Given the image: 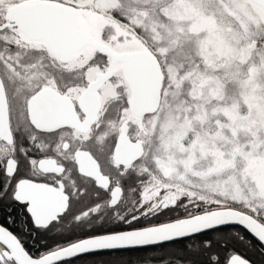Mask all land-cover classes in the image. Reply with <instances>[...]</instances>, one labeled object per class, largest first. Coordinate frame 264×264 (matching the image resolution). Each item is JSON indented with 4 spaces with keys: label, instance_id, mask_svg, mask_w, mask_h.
<instances>
[{
    "label": "rangeland",
    "instance_id": "1",
    "mask_svg": "<svg viewBox=\"0 0 264 264\" xmlns=\"http://www.w3.org/2000/svg\"><path fill=\"white\" fill-rule=\"evenodd\" d=\"M26 1L32 0H0V23ZM49 1L73 5L93 40L115 51H153L162 66L161 106L131 131L142 156L120 170L142 183L138 197L130 192L126 198L136 199V208L149 204L152 212L179 200L192 209L202 203L247 211L253 194L264 193V9L251 0ZM47 50L16 28L0 30V73L16 130H28V96L54 64ZM83 53L89 75L107 64L90 45ZM89 139L103 159V137L93 133ZM244 245L239 243L249 249Z\"/></svg>",
    "mask_w": 264,
    "mask_h": 264
},
{
    "label": "flooded vegetation",
    "instance_id": "2",
    "mask_svg": "<svg viewBox=\"0 0 264 264\" xmlns=\"http://www.w3.org/2000/svg\"><path fill=\"white\" fill-rule=\"evenodd\" d=\"M47 47L48 63L54 62V64L49 65V68L46 66L44 69L45 79L28 96L25 115L29 121V128L24 131L12 128L9 110L12 141L7 142L0 139V167H6L9 171L18 169L24 180L34 181L52 188L62 187L63 193L67 196L65 201L64 196H58L59 199H57L56 194L51 192L50 195L36 196L41 204L49 210V216H52L63 205L66 207L63 213L57 214L59 222L53 219L51 226L37 233L35 239L31 235V225H28V232L21 230L23 214L14 211L12 215L18 219L17 231L29 244L39 245L41 241H46L47 245H52L60 242L61 237L65 234L74 232L88 224L109 227L113 222H117L119 224L117 231L136 230L157 225L144 221L148 217H152V210H146L149 204L144 203L136 208L135 201L137 200L132 201L126 198L130 192L138 197L140 191L136 193V190L142 189L140 180L120 175L121 169L133 167L142 156V145L131 131L137 122L153 115L137 117L131 112L129 106L131 90L124 79L123 64L113 61L110 56L93 48L97 55L107 59L105 61L107 64H101V69H96L98 71L95 70L92 75H89L91 65L81 64L85 47L77 53L75 58L70 60L56 56L48 45ZM57 60L61 62L58 66ZM17 72L23 73L24 71ZM103 73H109V76L94 91L95 94L89 93L88 95L90 85ZM0 76L3 81L1 73ZM61 77H65L66 80H61ZM3 84L7 96L4 81ZM43 90L54 91L64 97L68 103H64L56 97L42 96L44 98L38 104L37 110L40 112L41 119L48 118V120H40L35 125L30 117L28 103L33 96ZM91 101L92 103H90ZM57 102L60 103V106L57 105ZM94 102L96 103L94 104ZM96 104H98L96 118L88 124L87 118L96 108ZM69 114L76 117L77 125L65 124ZM40 117L38 116V118ZM93 133L103 137V159L91 149L89 144L91 141L89 137ZM122 134L138 143L141 148L138 158L131 163H119L114 159V150L118 138ZM109 137H112L111 143L107 140ZM93 160L96 163H93ZM96 166H99V170L107 178V181L102 180L100 183L91 175L95 172ZM165 205L163 204L162 207ZM0 215H7V213H0ZM115 215L122 217L124 221L132 220L134 217L141 219L140 223L133 221L131 224H126L118 221V217ZM104 216L112 221H106ZM78 219L79 223H77ZM3 251V247H0V252ZM31 251L33 255L36 254L35 248Z\"/></svg>",
    "mask_w": 264,
    "mask_h": 264
},
{
    "label": "water",
    "instance_id": "3",
    "mask_svg": "<svg viewBox=\"0 0 264 264\" xmlns=\"http://www.w3.org/2000/svg\"><path fill=\"white\" fill-rule=\"evenodd\" d=\"M251 1L264 9V0ZM5 28H16L29 40L45 42L56 56L65 60L75 58L77 53L81 49H83L87 45H90L100 53L110 56L113 61L123 64L124 79L128 83L131 90L129 106L131 112L135 116L141 117L148 114H155L159 110L162 102L164 75L160 61L156 58V56L149 50L118 52L98 40H93L83 29H81L79 25L78 12L73 5L49 0H32L16 3L12 6L8 14V20L0 24V30H3ZM108 76L109 73H103L99 75V77L95 79V81L90 85L88 95L89 93L95 94L94 91L98 89V87H100V85L106 80ZM42 96H49L51 98L56 97L60 101L68 103V101L64 97L56 94L52 90L40 91L37 95L33 96L28 103L30 117L35 125H37V122L39 123L40 120H48V118L41 119L40 112L37 110L38 104H40L41 100H43L42 98H44ZM92 100L94 101V98ZM90 103H92V101ZM95 103L96 102H94V104ZM57 105L60 106V103L57 102ZM97 107L98 104H96V108L94 109L90 117L87 118L86 122L88 124L95 120L96 113L98 111ZM38 116L40 118H38ZM76 122V117L73 114H69L68 121L65 122V124L77 125ZM0 139L7 142L12 141L8 101L1 76ZM140 149L141 148L138 143L131 141L130 138L127 137V135L122 134L119 136L118 143L114 150V159L119 163H131L138 158ZM92 162L94 163L95 160H93ZM81 171L83 170L81 169ZM91 175L94 178L98 179L100 183L102 182V180L107 181V178L104 177L99 170V166H96L95 172ZM24 181L29 190L37 197L41 194L50 195V192L55 193L57 199H59L58 196L62 195L64 196L65 201L67 197L63 193L62 187L52 188L30 180ZM65 207L66 205H63L62 207L58 208L52 216H49V219L56 217L57 214L63 213ZM232 209L239 210L242 214H247V211L233 207H224L219 208L218 210L228 211ZM202 213L206 214L207 219L213 218L209 211ZM253 220H255L254 217ZM177 221L178 219L131 231L135 232L137 236L141 237L162 236L178 230L189 229L194 226V223H198H179ZM192 236H196V234L182 238H175L172 240L161 239L158 240V242L155 244H148L139 248H147L171 243ZM122 250L129 249H113L108 251ZM18 255L21 260L26 259L25 253L20 252L18 253ZM237 264H239V260H237Z\"/></svg>",
    "mask_w": 264,
    "mask_h": 264
},
{
    "label": "snow or ice",
    "instance_id": "4",
    "mask_svg": "<svg viewBox=\"0 0 264 264\" xmlns=\"http://www.w3.org/2000/svg\"><path fill=\"white\" fill-rule=\"evenodd\" d=\"M175 204L165 205L174 207ZM197 215L178 216L179 223L198 222L189 229L178 230L162 236L141 237L131 230L117 231V222L111 226L88 224L78 230L65 234L60 242L47 245L41 241L39 245L29 244L13 225H17L14 211L22 213V231L28 232L31 225V235L35 239L37 233L49 228L55 219L59 222V215L49 219V210L43 206L40 200L26 186L24 178L18 169L11 171L6 167H0V264H98L97 257L100 253L113 249L139 248L148 244H155L158 240H172L191 236L193 234L204 236V247L209 248L215 242L224 245L226 230L243 228L264 245V193L253 194V199L246 205L247 214L239 210L219 211L218 207L209 206V213L213 218L207 219L206 214L200 212V206L196 205ZM253 217L255 220H253ZM118 221L131 224L133 221L140 223V217L124 221L122 217ZM79 223V219L77 220ZM242 239V237H241ZM36 249L33 255L31 249ZM26 254V259L21 260L18 253ZM221 256L213 252L212 261H219ZM252 264L250 258L235 254L231 249L224 257V264ZM99 264H103L102 259Z\"/></svg>",
    "mask_w": 264,
    "mask_h": 264
},
{
    "label": "trees",
    "instance_id": "5",
    "mask_svg": "<svg viewBox=\"0 0 264 264\" xmlns=\"http://www.w3.org/2000/svg\"><path fill=\"white\" fill-rule=\"evenodd\" d=\"M247 51L248 49L245 48L244 54H247ZM150 52H152L158 59V56L153 51ZM129 177L138 179V177L135 175H130ZM182 199H184L183 202L186 200L185 198ZM181 202L182 201L179 200L172 203L175 204L174 207L161 206L160 208L156 209L155 212H152V217H148L144 221L148 224H158L161 222L178 219V216H190L197 214V208L192 209L189 207H181ZM201 204L200 212L209 211V207H205L203 204L201 207ZM169 205H171V203ZM212 206L218 207V209L226 207H221L218 205ZM104 219L106 221H112L105 216ZM13 227L17 231V226L14 225ZM226 231L229 234L225 236L224 245L214 241L211 247L205 248L203 243L204 236L196 235L171 243L147 248L102 252L98 255L97 260L99 263L101 259L102 261L107 259H116L120 261L119 264H224V257L227 254V251L231 249L233 254L239 253L244 257L250 258V261L253 264H264V246L261 245L256 238H254L242 228H234ZM239 241L242 242L243 245L245 244L244 246L249 249L245 250L240 248ZM247 250L253 252L252 256L248 254ZM213 252H216L221 256L219 261L214 262L211 260Z\"/></svg>",
    "mask_w": 264,
    "mask_h": 264
}]
</instances>
